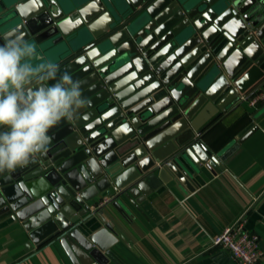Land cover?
<instances>
[{
	"label": "water",
	"instance_id": "water-1",
	"mask_svg": "<svg viewBox=\"0 0 264 264\" xmlns=\"http://www.w3.org/2000/svg\"><path fill=\"white\" fill-rule=\"evenodd\" d=\"M15 36L57 67L33 88L67 74L85 102L0 172V232L20 225L79 264L117 263L110 206L127 219L172 179L194 191L204 166L224 171L208 131L264 86V0H0V44Z\"/></svg>",
	"mask_w": 264,
	"mask_h": 264
},
{
	"label": "crops",
	"instance_id": "crops-1",
	"mask_svg": "<svg viewBox=\"0 0 264 264\" xmlns=\"http://www.w3.org/2000/svg\"><path fill=\"white\" fill-rule=\"evenodd\" d=\"M253 90L205 138L206 146L226 154L224 171L204 166L193 178L194 191L172 179L146 197L139 210L128 203L127 219L109 207L124 235L112 249L117 263L109 264H238L213 240L240 221L259 236L264 252V101L251 106L246 98ZM251 123L257 129L239 143L237 137ZM0 264L79 263L58 241L33 248L28 234L15 225L0 232Z\"/></svg>",
	"mask_w": 264,
	"mask_h": 264
},
{
	"label": "clouds",
	"instance_id": "clouds-1",
	"mask_svg": "<svg viewBox=\"0 0 264 264\" xmlns=\"http://www.w3.org/2000/svg\"><path fill=\"white\" fill-rule=\"evenodd\" d=\"M35 47L22 36L0 44V172L27 166L46 150L49 130L71 120L84 104L78 82L65 74L51 86L33 88L34 81L55 80L53 64L34 65Z\"/></svg>",
	"mask_w": 264,
	"mask_h": 264
},
{
	"label": "built area",
	"instance_id": "built-area-1",
	"mask_svg": "<svg viewBox=\"0 0 264 264\" xmlns=\"http://www.w3.org/2000/svg\"><path fill=\"white\" fill-rule=\"evenodd\" d=\"M249 103L257 107L264 101V86L249 98ZM214 247H221L231 253L232 259L238 264H261L264 252L261 240L255 233L246 231L244 221H240L226 228L213 240Z\"/></svg>",
	"mask_w": 264,
	"mask_h": 264
}]
</instances>
